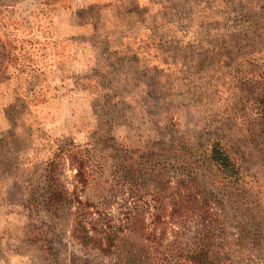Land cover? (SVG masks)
<instances>
[{"label": "rangeland", "instance_id": "374dc122", "mask_svg": "<svg viewBox=\"0 0 264 264\" xmlns=\"http://www.w3.org/2000/svg\"><path fill=\"white\" fill-rule=\"evenodd\" d=\"M0 39V264H177L202 227L158 219L186 176L177 143L255 117L264 0H0ZM204 189L222 264H264V213ZM82 204L120 231L112 253L74 238Z\"/></svg>", "mask_w": 264, "mask_h": 264}, {"label": "trees", "instance_id": "16d2710c", "mask_svg": "<svg viewBox=\"0 0 264 264\" xmlns=\"http://www.w3.org/2000/svg\"><path fill=\"white\" fill-rule=\"evenodd\" d=\"M1 49H4V46L0 39ZM1 54L0 67L6 60V55L4 59ZM258 101L260 104L254 108L255 117L249 116L251 112L247 111L240 122H225L222 127L217 128L219 132L214 131L213 135L208 137L204 148L195 141L197 152H193L185 142L177 143L180 148L186 150L185 155L189 156L182 157V169L186 176L178 179L170 195L166 196L167 203L161 206L158 219L163 220V234L170 226L190 217L196 218L202 227L195 248H173L168 251L170 259L175 263L186 264L189 261L191 264H222V257L213 249V241L221 223L220 214L217 203L205 192L204 188L208 184L214 189L230 194L234 202L240 198L232 194L236 190L241 192L240 197H246L244 200L247 205L254 203L256 209L264 213V201L256 199V195L250 193V190L264 185V175H259L253 166L255 162H261L264 166V101ZM234 128L236 134L227 132L228 129ZM248 194L254 197L253 202L247 198ZM66 199L67 196L61 189H55L49 196V204L57 206ZM88 206L89 204L80 206V219L74 229V238L85 247L110 254L114 251L121 233L118 228L108 224V221H96ZM150 236L158 242L163 239V236L157 233H150Z\"/></svg>", "mask_w": 264, "mask_h": 264}]
</instances>
